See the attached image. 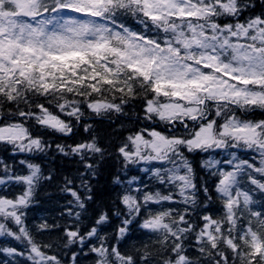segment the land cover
<instances>
[{
  "label": "trees",
  "instance_id": "trees-1",
  "mask_svg": "<svg viewBox=\"0 0 264 264\" xmlns=\"http://www.w3.org/2000/svg\"><path fill=\"white\" fill-rule=\"evenodd\" d=\"M226 1L192 0L209 14L181 19L143 0H102L97 45L33 56L14 43L0 60V127L26 138H0V264H264V102L213 101L196 118H164L150 106L173 98L169 83L123 56L135 40L202 69L211 50L236 65L234 37L218 31L255 18L264 27V0H232L233 13ZM67 4L37 0L33 10L51 16ZM16 10L0 0V13ZM252 37L263 60L248 87L263 93L264 39ZM46 114L64 126L43 123ZM233 121L251 122L256 141L225 133ZM203 124L210 141L189 144ZM152 131L176 139L168 155L133 156Z\"/></svg>",
  "mask_w": 264,
  "mask_h": 264
},
{
  "label": "rangeland",
  "instance_id": "rangeland-1",
  "mask_svg": "<svg viewBox=\"0 0 264 264\" xmlns=\"http://www.w3.org/2000/svg\"><path fill=\"white\" fill-rule=\"evenodd\" d=\"M18 6L36 4L37 0H14ZM102 0H68V4L51 16H41L31 21L18 17L15 13L6 11L0 13V60L9 61L13 55V45L21 42L26 50L37 56L45 47L52 51L67 52L82 46H94L100 43L101 33L105 29L104 23L95 21L94 15L100 12ZM146 7L156 12L159 17L170 15L173 11L182 19L184 13H194L203 17V12L209 14L211 6H201L192 0H143ZM224 9L233 13L236 11L235 2L228 0L223 3ZM256 40L264 39L263 21L259 18L247 23H236L235 26L226 25L218 31L228 37H234L236 43V65H231L221 60L215 50L204 54L205 67L202 69L197 64H188L180 56L170 57L162 54L159 49L141 48L135 40L124 51V58L131 61H155L151 70L163 82L169 83L173 98L161 105H152L150 109L158 111L165 117L174 115H194L199 111L197 101L203 96H220L237 101H264V92L256 93L249 90V74L258 76L256 67L261 63L262 50L255 43L244 40L250 31ZM252 37V40L255 39ZM196 43L200 42L196 40ZM152 49V50H151ZM263 60V58H262ZM217 68L216 71L210 67ZM209 68V69H208ZM43 122L54 127H63L58 119L50 115L43 117ZM225 133L233 136H243L251 141H256L258 130L251 122H230L225 126ZM5 133L0 127V136ZM212 125L203 124L189 140V144L199 146L211 139ZM23 136L12 135V137ZM176 139L170 138L158 131H152L147 137L137 138L138 149L133 156L142 155L161 159L170 151ZM149 150V151H148ZM168 150V152H166ZM151 153V154H150ZM161 155V156H160ZM228 184V180L226 181Z\"/></svg>",
  "mask_w": 264,
  "mask_h": 264
},
{
  "label": "water",
  "instance_id": "water-1",
  "mask_svg": "<svg viewBox=\"0 0 264 264\" xmlns=\"http://www.w3.org/2000/svg\"><path fill=\"white\" fill-rule=\"evenodd\" d=\"M19 14L26 16V17H29L30 16L29 6L27 5V6L23 7L21 10H19ZM10 133H11V129H8L7 135H9Z\"/></svg>",
  "mask_w": 264,
  "mask_h": 264
}]
</instances>
